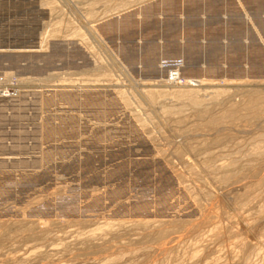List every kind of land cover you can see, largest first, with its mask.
I'll use <instances>...</instances> for the list:
<instances>
[{"label": "rangeland", "instance_id": "obj_1", "mask_svg": "<svg viewBox=\"0 0 264 264\" xmlns=\"http://www.w3.org/2000/svg\"><path fill=\"white\" fill-rule=\"evenodd\" d=\"M192 1L0 0V264H264V0Z\"/></svg>", "mask_w": 264, "mask_h": 264}, {"label": "water", "instance_id": "obj_2", "mask_svg": "<svg viewBox=\"0 0 264 264\" xmlns=\"http://www.w3.org/2000/svg\"><path fill=\"white\" fill-rule=\"evenodd\" d=\"M38 0H34V10L36 9L37 11H38ZM3 18H4V16H3ZM13 26V25H12ZM30 26V27H29ZM29 26H27V25H25V26H22V23H20V25H17V29L19 28V30H21V31H23L24 30V32H28V31H30V33H29V42L28 43H26V44H24L23 46H28L29 48L31 47V46H34V45H36L37 44V41H38V39H39V31H38V26H39V23H38V20L36 19L35 21H33V23L31 24V25H29ZM8 29H9V27H7L6 28V36H7V40H6V43L5 44H3V45H1V46H3L5 49L6 48H13L14 46L16 47H18V46H22L21 44H18V43H15V35H11V36H9V34H10V30L8 31ZM150 167L148 166V165H145V166H143L142 167V172L140 173V174H138L139 175V178H141L142 179V181H143V184H147V180H148V178H149V172H148V169H149ZM30 183H31V181H29ZM33 182V181H32Z\"/></svg>", "mask_w": 264, "mask_h": 264}, {"label": "bare ground", "instance_id": "obj_3", "mask_svg": "<svg viewBox=\"0 0 264 264\" xmlns=\"http://www.w3.org/2000/svg\"><path fill=\"white\" fill-rule=\"evenodd\" d=\"M3 1L6 2V0H3ZM190 1H191V0H190ZM193 1H194V0H193ZM193 1H192V2H193ZM199 1H200V0H199ZM207 1H208V0H207ZM207 1H206V2H207ZM33 2H34V0H33ZM195 2H198V1H194L193 3H195ZM201 2H202V0H201ZM208 2H209V1H208ZM170 4H171V3H170ZM170 4H167V5H170ZM167 8H168V7H167ZM147 9H148V8H147ZM145 10H146V9H145ZM145 10H144V11H145ZM174 10H175V9H174ZM32 11L38 13V11H37L36 9L34 10V6L32 7ZM141 11H142V10H141ZM146 11H147V10H146ZM149 11H150V10H149ZM166 11H167V10H166ZM145 14L147 15L148 13L145 12L144 15H145ZM149 14H150V12H149ZM149 14H148V17H149ZM144 15H143V16H144ZM172 15H173V13H172ZM139 17H140V16H139ZM146 17H147V16H146ZM146 17H145V18H146ZM13 18H14V14H13ZM137 18H138V17H137ZM2 19H3V17H1V21H0V23H3V24H4V22H5V23L8 22V20H9V18H8V20L5 19V21L2 20ZM11 19H12V18H11ZM141 19H142V18H141ZM147 19H148V18H147ZM143 20H144V19H143ZM3 21H4V22H3ZM137 21H139V20L137 19ZM18 22H19V23H17V22L13 23V24H12L13 26L11 25L10 28H11V29H14V28L16 29L17 25H20V21H18ZM139 22H140V21H139ZM26 24H27V23H26ZM26 24L24 23V24H22V26H25ZM136 24H137V22H136ZM144 25H145V24H144ZM3 28H7V27H3ZM207 31H208V30H207ZM191 32H192V31H191ZM212 32H213V31H212ZM217 32H218V31H217ZM28 33H30V31H28ZM199 33H200V32H199ZM6 34H7V33L4 31V35H2L1 38H0V50H1V49L6 50L3 46H1V45H3V44L6 43V40H7V36H6ZM206 35H207V34H206ZM5 36H6V37H5ZM10 36H11V35H10ZM12 36H13V35H12ZM20 36H22V37H20ZM20 36H19V37H18V36H14L15 39H16V40H14V41H15V43L21 44L22 46H18V47H17V46H16V47L14 46L12 50H15V49H16V50H20V49H22V48H25V49L28 48V46H23V45L29 42V36H28V39H26V40L23 38V36H24V30H23L22 35H20ZM190 36H191V35H190ZM192 36H193V35H192ZM196 36H198V35H196ZM196 36H195V37H196ZM200 36H201V34L199 35V37H200ZM199 37H198V39H199ZM204 37H205V36H204ZM22 38H23L24 40H23ZM192 38H193V37H192ZM206 38H207V37H206ZM196 39H197V37H196ZM185 40H186V39H185ZM201 40H202V39H201ZM192 42H193V41H192ZM186 43H187V42H186ZM177 47H178V46H177ZM166 48H167V47H166ZM180 51H181V50H180ZM13 56H14V55H13ZM18 56H19V55H18ZM25 57H26V56H25ZM256 66H257V65H256ZM259 66H261V65H259ZM215 67H216V66H215ZM231 68H232V67H231ZM256 68H257V67H256ZM232 69H234V68H232ZM252 69H253V68H252ZM248 70H249V69H248ZM229 71H230V70H229ZM240 71H241V70H240ZM245 71H246V70H244V72H245ZM249 71H250V70H249ZM242 72H243V71H242ZM211 73H212V72H211ZM211 73H210V74H211ZM246 73H247V72H245V74H246ZM242 74H244V73H242Z\"/></svg>", "mask_w": 264, "mask_h": 264}]
</instances>
